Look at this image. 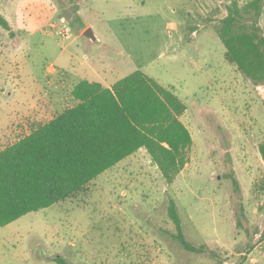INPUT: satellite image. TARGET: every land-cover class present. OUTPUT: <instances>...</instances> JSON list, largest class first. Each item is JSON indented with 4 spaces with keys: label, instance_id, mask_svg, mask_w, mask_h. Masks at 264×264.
<instances>
[{
    "label": "rangeland",
    "instance_id": "1",
    "mask_svg": "<svg viewBox=\"0 0 264 264\" xmlns=\"http://www.w3.org/2000/svg\"><path fill=\"white\" fill-rule=\"evenodd\" d=\"M229 3L0 0V149L75 105L80 80L110 85L135 70L184 102L192 136L171 183L140 148L72 197L0 226V264H264V86L224 57L215 27ZM170 199L201 251L172 236Z\"/></svg>",
    "mask_w": 264,
    "mask_h": 264
},
{
    "label": "trees",
    "instance_id": "2",
    "mask_svg": "<svg viewBox=\"0 0 264 264\" xmlns=\"http://www.w3.org/2000/svg\"><path fill=\"white\" fill-rule=\"evenodd\" d=\"M263 8L264 0L243 5L230 0L215 27L225 59L257 87L264 86ZM0 26L9 29L1 14ZM71 95L75 105L0 149V226L72 197L140 148L168 183L187 163L192 136L181 120L186 105L143 71H132L109 87L80 80ZM258 150L264 160V140ZM167 211L176 229L172 236L183 248L204 249L185 237L173 199Z\"/></svg>",
    "mask_w": 264,
    "mask_h": 264
},
{
    "label": "water",
    "instance_id": "3",
    "mask_svg": "<svg viewBox=\"0 0 264 264\" xmlns=\"http://www.w3.org/2000/svg\"><path fill=\"white\" fill-rule=\"evenodd\" d=\"M84 34H85L86 36H88L89 38H91V39H94V38H95V37H94V34H93L92 30H91V28H87V29L84 31Z\"/></svg>",
    "mask_w": 264,
    "mask_h": 264
},
{
    "label": "crops",
    "instance_id": "4",
    "mask_svg": "<svg viewBox=\"0 0 264 264\" xmlns=\"http://www.w3.org/2000/svg\"><path fill=\"white\" fill-rule=\"evenodd\" d=\"M105 85L109 87L111 84L110 85L105 84Z\"/></svg>",
    "mask_w": 264,
    "mask_h": 264
}]
</instances>
